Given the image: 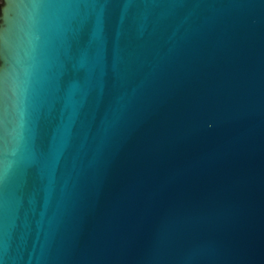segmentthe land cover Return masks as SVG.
I'll return each mask as SVG.
<instances>
[{
	"label": "water",
	"instance_id": "obj_1",
	"mask_svg": "<svg viewBox=\"0 0 264 264\" xmlns=\"http://www.w3.org/2000/svg\"><path fill=\"white\" fill-rule=\"evenodd\" d=\"M0 264H264V0H1Z\"/></svg>",
	"mask_w": 264,
	"mask_h": 264
},
{
	"label": "rangeland",
	"instance_id": "obj_2",
	"mask_svg": "<svg viewBox=\"0 0 264 264\" xmlns=\"http://www.w3.org/2000/svg\"><path fill=\"white\" fill-rule=\"evenodd\" d=\"M0 5H1V0H0Z\"/></svg>",
	"mask_w": 264,
	"mask_h": 264
}]
</instances>
